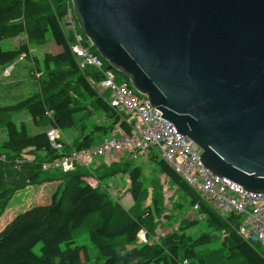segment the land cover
Returning <instances> with one entry per match:
<instances>
[{
  "label": "trees",
  "instance_id": "1",
  "mask_svg": "<svg viewBox=\"0 0 264 264\" xmlns=\"http://www.w3.org/2000/svg\"><path fill=\"white\" fill-rule=\"evenodd\" d=\"M65 14L64 0H0V67L20 58L32 61L30 76L38 84L35 94L15 105L0 106V128L6 135L0 143V218L17 192L56 184L49 204L16 214L0 232V264H86L90 259L87 248L75 240L81 231L97 249L96 264H264V250L250 245L237 233L241 216H219L153 154L148 160L168 179L170 200L155 178L151 179L154 185L150 190L151 184L145 183V175L133 160L120 158L117 163L89 170L78 167L67 173L42 169L44 163L60 157L47 139L50 129L61 133L80 123L78 142L70 145L61 140L63 152L69 153L97 147L116 125L126 133L132 127L110 107L109 92L101 93L91 84L90 80L97 84L102 78L97 71L78 67L70 50L72 38L61 26ZM12 39L24 40L12 50H3L2 42ZM50 43L60 52H45L41 69L30 46ZM116 75L117 81L131 87L127 78ZM97 111L111 120L108 127L97 124ZM21 112H26L43 131L29 135L23 124L19 127L10 120L11 114ZM121 175L127 176V192L133 201L128 210L109 195L103 184L104 179ZM85 177H94L103 187L91 188L83 181ZM165 199L170 202L168 208ZM179 200L190 208L184 210ZM194 206L198 207L196 211ZM192 210L190 220L187 213ZM195 212L206 226L200 233L188 234L200 222L194 218ZM141 231L151 242L139 243ZM159 232H164L163 236L158 237ZM155 237L157 240H153ZM38 245L40 252L36 254L33 249Z\"/></svg>",
  "mask_w": 264,
  "mask_h": 264
},
{
  "label": "water",
  "instance_id": "2",
  "mask_svg": "<svg viewBox=\"0 0 264 264\" xmlns=\"http://www.w3.org/2000/svg\"><path fill=\"white\" fill-rule=\"evenodd\" d=\"M108 70L201 151L264 194V0H72Z\"/></svg>",
  "mask_w": 264,
  "mask_h": 264
},
{
  "label": "built area",
  "instance_id": "3",
  "mask_svg": "<svg viewBox=\"0 0 264 264\" xmlns=\"http://www.w3.org/2000/svg\"><path fill=\"white\" fill-rule=\"evenodd\" d=\"M66 2V14L61 22L63 31L70 35V50L80 69L92 68L102 77L95 88L110 94V107L121 117L132 123L129 133L122 131L119 125L108 137L95 147L64 153L61 134L56 129L47 131L46 136L51 148L60 157L44 163L43 170L60 169L63 173L80 167L89 170L99 158L108 155L129 154L132 159H147L150 154L163 160L175 173L210 206L219 216L230 214L241 216L238 235L252 246L264 250V195L244 191L227 179L214 176L206 170L200 161V151L187 137H181L175 128L162 119L161 113L151 107L147 98L137 94L126 82L117 81L114 70H108L100 56L91 50L90 42L83 36L73 14L72 0ZM10 69H5L4 77ZM168 183V179L164 178ZM83 181L96 189L101 183L94 177H85ZM195 211L197 206L193 208ZM146 243L145 234L139 233ZM138 236V237H139Z\"/></svg>",
  "mask_w": 264,
  "mask_h": 264
},
{
  "label": "rangeland",
  "instance_id": "4",
  "mask_svg": "<svg viewBox=\"0 0 264 264\" xmlns=\"http://www.w3.org/2000/svg\"><path fill=\"white\" fill-rule=\"evenodd\" d=\"M16 42L17 39L12 40H5L2 42V49L3 50H12L16 48ZM18 44V42H17ZM50 45H53L52 43L48 44L47 46H30V53L33 57L37 58L39 67L43 69V61L42 56L45 52L52 53V48H50ZM54 47H56L54 45ZM14 67L12 70V73L8 77H4L3 72L5 69ZM34 70V63L29 60H20L17 59L15 62H13L11 65L6 67H0V106L1 107H7L17 104L18 102L24 100L25 98L35 94L38 91V84L37 81L34 80L30 75ZM76 119L78 116H75ZM97 117V124L100 126L108 127L112 122L111 120L106 119L104 114L100 111H97V115L94 117ZM10 120L14 122L17 126L20 127L21 124H23L26 127V130L29 135L36 134L38 132L43 131L42 128L36 127L32 120L30 119L29 115L26 112L21 113H13L10 116ZM91 119L90 121H92ZM90 121L86 120L85 122L88 124ZM96 121V120H95ZM80 123H77L76 127L64 130L61 132V138L64 142L74 145L76 142L79 141L81 132H80ZM88 133V130L84 131L83 134L86 135ZM6 138L5 135V129L0 128V143L2 140ZM95 148H92L94 150ZM109 158H111L114 161L118 160V155H108ZM106 158V157H105ZM105 158H99V160L96 163V167H100L103 165V159ZM124 159V157H123ZM125 160H128V157H125ZM134 164L142 170L143 174L145 175V183L151 184V187L154 185L152 183L154 179L158 181V183L162 186L163 193L165 195V198L169 199L170 192H167V183L165 182V179L162 175L158 173L157 168L154 166V162L151 160H144V159H134ZM125 176V175H121ZM107 178L103 180V184H105L107 188V192L109 195L118 203L120 204L124 209L128 210L132 207L133 201L131 198L129 199L128 196H130L126 190H122L119 188H114L112 186L113 180L118 178ZM102 184V185H103ZM56 185V184H53ZM126 186V185H125ZM56 186L52 185H44V186H37V187H29L25 190L17 192L9 202L3 216L0 218V232L5 228V226L13 219V217L28 209L29 207L36 206L38 204H49L50 203V197L55 191ZM168 199H165V205L166 207H170V202ZM179 202L184 203V210L185 208H190L186 202H183V200H179ZM185 213V211H184ZM193 210L189 211L187 213V218L190 220H193ZM195 217H198L199 219V225L195 226V230H188V234H193L195 232L200 233L201 230L205 229V221L201 219V216H198V214L195 212ZM145 234V240L146 243L151 242L147 239V233L143 231ZM164 232H159L158 237L163 236ZM75 240L78 245L85 246L88 251L89 260L86 262V264H96L95 258L97 256V249L96 247L89 241L88 235L85 231H81L77 234L75 237ZM139 243L145 244L142 242L143 238L139 236L138 238ZM153 240H157V238H153ZM152 240V241H153ZM34 253L39 254L40 252V245L36 246L33 249ZM59 261H56L55 264H58Z\"/></svg>",
  "mask_w": 264,
  "mask_h": 264
},
{
  "label": "crops",
  "instance_id": "5",
  "mask_svg": "<svg viewBox=\"0 0 264 264\" xmlns=\"http://www.w3.org/2000/svg\"><path fill=\"white\" fill-rule=\"evenodd\" d=\"M19 40H24V39H17V42H19ZM17 42H16V45H17ZM50 48H52V54H58L59 52H60V49L58 48V47H54V45H50ZM21 61L23 60V59H20ZM14 67H11V68H9L10 69V72H9V75L12 73V70H14L13 69ZM8 75V76H9ZM128 157V161H130V160H132V159H130L131 158V156L129 155V154H126L125 156H124V159H125V157ZM106 157V158H105ZM105 157H102V158H105V159H103V162L102 163H104L105 165H109V164H111V163H117L118 161H119V158H118V160L117 161H114V160H112L111 158H109L108 156H105ZM50 185H52V186H56V185H53V184H50ZM126 185V186H125ZM112 186L114 187V188H119V189H121V191L122 190H126L127 188H128V179H127V176L125 175V176H120V177H118V178H116V179H114L113 180V183H112ZM129 197V199H130V196H128Z\"/></svg>",
  "mask_w": 264,
  "mask_h": 264
},
{
  "label": "bare ground",
  "instance_id": "6",
  "mask_svg": "<svg viewBox=\"0 0 264 264\" xmlns=\"http://www.w3.org/2000/svg\"><path fill=\"white\" fill-rule=\"evenodd\" d=\"M124 76V75H123ZM125 77V76H124ZM126 78V77H125ZM163 119V118H162ZM164 121H166L165 119H163ZM166 122H168V121H166ZM169 124H171L170 122H168ZM172 125V124H171ZM173 126V125H172ZM174 127V126H173ZM175 128V127H174ZM175 130L177 131V129L175 128ZM178 132V131H177ZM179 134V133H178ZM180 135V134H179ZM183 137H186V136H183ZM188 138V137H187ZM189 139V138H188ZM198 149V148H197ZM199 150V149H198ZM200 151V150H199ZM201 152V151H200ZM201 160V159H200ZM202 163V162H201ZM202 165H203V163H202ZM203 167H204V165H203ZM205 168V167H204ZM206 170H208L207 168H205ZM209 171V170H208ZM210 172V171H209ZM212 173V172H211ZM213 174V173H212ZM214 175V174H213ZM214 176H216V175H214ZM218 177V176H217ZM220 178V177H219ZM222 178H224V177H222ZM224 179H227V178H224ZM227 180H229V179H227ZM230 182H232L231 180H229ZM232 183H234V182H232ZM234 184H236V183H234ZM236 185H238V184H236ZM239 186V185H238ZM239 187H241V186H239ZM242 188V187H241ZM243 189V188H242ZM245 191V190H244ZM246 192H248V191H246ZM248 193H251V192H248ZM254 194V193H253ZM261 195H264V194H261ZM238 231V230H237Z\"/></svg>",
  "mask_w": 264,
  "mask_h": 264
},
{
  "label": "clouds",
  "instance_id": "7",
  "mask_svg": "<svg viewBox=\"0 0 264 264\" xmlns=\"http://www.w3.org/2000/svg\"><path fill=\"white\" fill-rule=\"evenodd\" d=\"M78 25V24H77ZM80 30V29H79ZM81 32V31H80ZM87 39V38H86ZM88 40V39H87ZM99 56V55H98ZM101 58V57H100ZM20 59H22V58H20ZM102 59V58H101ZM103 60V59H102ZM104 61V60H103ZM105 62V61H104ZM105 64L108 66V64L105 62ZM9 69V68H8ZM116 72V71H115ZM8 77V76H7ZM132 87V86H131ZM201 154V153H200ZM142 159H144V158H142ZM148 159V158H147ZM144 160H146V159H144ZM168 185V184H167ZM168 187V186H167Z\"/></svg>",
  "mask_w": 264,
  "mask_h": 264
}]
</instances>
